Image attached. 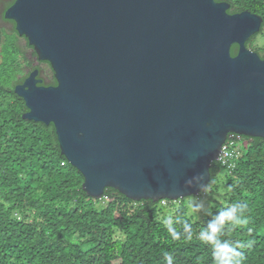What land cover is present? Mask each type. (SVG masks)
<instances>
[{
	"label": "water",
	"instance_id": "water-1",
	"mask_svg": "<svg viewBox=\"0 0 264 264\" xmlns=\"http://www.w3.org/2000/svg\"><path fill=\"white\" fill-rule=\"evenodd\" d=\"M228 9L215 0H16L8 17L56 82L36 87L32 74L16 88L22 120L53 125L88 197H197L228 136L264 139V59L246 47L263 21Z\"/></svg>",
	"mask_w": 264,
	"mask_h": 264
},
{
	"label": "trees",
	"instance_id": "trees-1",
	"mask_svg": "<svg viewBox=\"0 0 264 264\" xmlns=\"http://www.w3.org/2000/svg\"><path fill=\"white\" fill-rule=\"evenodd\" d=\"M215 1L228 3V14L247 11L262 18L246 47L264 59V46L254 44L264 35V0ZM6 88L0 83L1 98ZM20 111L11 113L0 99V264H166L165 253L174 264H216L199 233L233 203L248 205L247 223L228 225L220 239L244 245L242 264H264V139L230 135L239 157L230 169L213 162L204 191H222L224 203L194 222L185 199L135 202L112 189L101 199L88 197L82 176L60 153L53 125L22 120ZM169 217L189 222L191 238L173 239L165 226ZM175 227L182 233V225Z\"/></svg>",
	"mask_w": 264,
	"mask_h": 264
},
{
	"label": "flooded vegetation",
	"instance_id": "flooded-vegetation-1",
	"mask_svg": "<svg viewBox=\"0 0 264 264\" xmlns=\"http://www.w3.org/2000/svg\"><path fill=\"white\" fill-rule=\"evenodd\" d=\"M15 2L0 0V83L7 87V93L0 99L5 101L11 113L20 111L16 104L24 103L15 93L16 88L21 87L32 74L36 87L56 86L55 81V84H50L54 79L50 64L38 59L34 47L24 36L19 35L15 21L8 17ZM20 112L23 115L28 110L22 108Z\"/></svg>",
	"mask_w": 264,
	"mask_h": 264
},
{
	"label": "clouds",
	"instance_id": "clouds-1",
	"mask_svg": "<svg viewBox=\"0 0 264 264\" xmlns=\"http://www.w3.org/2000/svg\"><path fill=\"white\" fill-rule=\"evenodd\" d=\"M198 181L199 177H193L189 183ZM205 207L203 202H194L192 210L194 213H198L204 210ZM247 208L248 205L246 203L230 204L228 207L218 211L208 222L207 226L200 231L199 239L212 248L216 264H242L243 253L240 249L244 245L239 242L233 244L220 239V237L224 234L228 225L237 226L247 223L245 217ZM176 224L182 225V233L176 229ZM165 226L173 239H180L182 234L185 238H191L192 225L186 220H182L179 217H169L165 220ZM164 255L166 264H174V258L171 254L165 253Z\"/></svg>",
	"mask_w": 264,
	"mask_h": 264
},
{
	"label": "rangeland",
	"instance_id": "rangeland-1",
	"mask_svg": "<svg viewBox=\"0 0 264 264\" xmlns=\"http://www.w3.org/2000/svg\"><path fill=\"white\" fill-rule=\"evenodd\" d=\"M254 44L260 47L264 46V35L257 37ZM194 202H203L206 206L205 209L198 213H194L192 210V205ZM223 203H224V199H223L222 191H220L219 193H213V194L204 192L198 195L197 197L186 198L184 202V206L186 207L188 215L191 217L192 221L202 222L209 216L210 210L214 206L223 204ZM166 211L169 212V209H166Z\"/></svg>",
	"mask_w": 264,
	"mask_h": 264
},
{
	"label": "built area",
	"instance_id": "built-area-1",
	"mask_svg": "<svg viewBox=\"0 0 264 264\" xmlns=\"http://www.w3.org/2000/svg\"><path fill=\"white\" fill-rule=\"evenodd\" d=\"M239 138V136H237ZM239 157V148L232 136L227 138L218 155L217 162L226 166L227 169L234 167V160Z\"/></svg>",
	"mask_w": 264,
	"mask_h": 264
}]
</instances>
